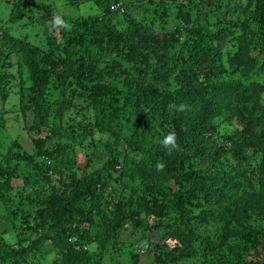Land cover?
Instances as JSON below:
<instances>
[{"label":"trees","instance_id":"obj_1","mask_svg":"<svg viewBox=\"0 0 264 264\" xmlns=\"http://www.w3.org/2000/svg\"><path fill=\"white\" fill-rule=\"evenodd\" d=\"M91 1L98 13L60 14L72 27L59 30V43L45 27V55H38V45L26 38L16 39L20 51L32 58V92L21 103L23 114L47 131L35 141L39 186L11 187L7 176L0 186L10 230L28 228L30 218L34 221V237L23 249L27 254L3 241L0 259L18 255L24 264H37L50 255V264H111V254L118 252L125 264H264V0H253L242 23L234 24L243 30L237 37L244 44L239 47L242 62L255 64L246 81L224 76L214 39L234 27L213 29L224 20L221 13L222 18L210 22L213 1L180 8L177 15L183 20L169 15L165 0L138 6L144 0H126L123 6L116 5L119 0ZM45 6L39 11L42 22L50 16ZM141 7L145 15L121 14ZM188 8L191 12L183 13ZM22 19L16 4L7 23ZM0 29L1 54L10 35ZM177 45L182 47L171 63L169 49ZM133 56L134 65L129 63ZM74 65L85 66L86 77L96 71L92 80L101 83L84 99L85 110L101 106L114 119L140 121L127 137L106 128L107 138L98 152L93 150L104 162L97 169L87 165L80 177L60 123L76 92L65 71H57ZM253 71L260 81L251 76ZM247 81L258 86V97ZM182 104L186 110L177 111ZM217 129L223 139L211 143ZM170 131L180 146L171 155L160 144ZM208 157L218 162L216 171L194 169L195 160ZM27 205L31 208L25 209ZM232 208L239 213L233 223L227 211ZM155 230L157 241L151 239ZM125 233L132 238L131 247L122 240ZM227 238L237 242V249L224 252ZM250 251L252 259L247 260Z\"/></svg>","mask_w":264,"mask_h":264},{"label":"rangeland","instance_id":"obj_2","mask_svg":"<svg viewBox=\"0 0 264 264\" xmlns=\"http://www.w3.org/2000/svg\"><path fill=\"white\" fill-rule=\"evenodd\" d=\"M125 1L126 0H119L116 5L123 6L126 3ZM146 1L147 0L139 1L136 6H138L139 3H146ZM201 1L202 0H165V5L171 17L183 20L184 18L182 15H177L179 9L188 5L191 7L192 3L200 6ZM207 1H213L214 4H216L210 19L211 23H213L212 19L221 17V13L224 15L222 24H215L213 28L219 30L232 28L235 23L240 25L254 5L253 0ZM44 3L46 5L45 9L50 10V16L46 19L47 22L41 21V14L39 12L41 4ZM16 4L22 9L24 19L15 25L8 24V15ZM135 9L132 8L128 11H124L123 9L121 14L131 15L137 13L140 16L145 15L142 11L145 12L146 10H143L142 7L138 12H135ZM140 11L141 14H139ZM187 11H190L189 8L184 9L183 13L191 12ZM95 13H98V9L91 0H0V27L10 35V38L6 40V43L1 48L2 53L0 54V170L9 173L7 175L5 172L0 171V186L4 184V180L7 177H10L9 185L11 187H20L24 183H28V185H30L29 187H31L33 182L40 181V170L38 168L40 159L36 155L38 153V148L35 141L44 138L47 131V127L40 126L38 120L31 116H25L22 111V101H25L32 92L33 72L30 66V59L32 58L28 55L27 51H20L18 46L20 43H18L17 40L26 38L28 42L38 45V55H45L48 49L45 45L46 39L43 34L45 27L52 30V36L56 38V43L61 41L60 32L51 27L49 19H52L54 15L60 14L66 16L70 15L74 18L81 15L86 17ZM193 22H195V19H192L188 25H191ZM233 30V32H223L219 37L216 36L214 43L220 45L224 76L228 78H241L246 81L245 79L249 77L246 76V74L249 72L250 68H252L251 70L255 69V64L246 66L242 62L241 50L239 47H242L244 44L238 41L237 37L243 34V30L242 27L240 29L234 27ZM181 47V45H177L175 48L169 49L170 55L168 59L171 63L177 59ZM10 48L14 51L9 50ZM248 50L252 55L257 53V50L251 51L249 48ZM135 56H133L129 62L132 63V65H134ZM140 58L142 57L136 56L135 60L141 62ZM123 60L126 59L124 58ZM45 61H47L46 58ZM124 62L125 61H123V63ZM39 65L41 68L44 67V63ZM84 67L85 66H83L82 70L76 65L71 68L68 66L65 68L59 66V68H57L58 73L65 71L67 81L71 83L72 88L75 89L76 92L69 112L62 118L60 123L62 124V135L70 148L73 156L72 161L75 162L74 171L77 173L78 177L84 173L87 169V165H89V169L92 167L97 169L99 163L104 162L102 154L97 157L96 154L93 155V150L98 152V148L101 146L100 142L105 141L107 138L106 128L115 130V132L119 133L121 136L127 137L131 135L133 131L137 130L136 126L140 124V121L131 117L127 118L128 116L118 119H114L113 116L109 117L106 113L104 114L101 106L89 111L85 110L83 106L84 99L86 97L91 98V88L96 85H101V83L92 80L93 77H96V71H91V73L89 71L91 74H89V77L84 76L85 72L88 73V70H85ZM250 74L255 80H261V78L259 79L258 76H256L257 71L250 72ZM1 76L3 77L2 81ZM246 83L253 86L251 87L252 94L254 97H258V86L252 84L250 81ZM36 126L39 128V132H37ZM221 133L222 132H219L217 129L211 138V143L222 140ZM209 135L210 133L208 136ZM5 155H7V162ZM97 159H99L100 162H98ZM217 163L218 162L215 161L213 162V157H208L203 160H195L193 162V167L201 172L208 170L214 172L219 167ZM117 171L118 168H116V173H118ZM250 176H252V173ZM35 185L39 186V182ZM5 208L6 204L0 198V243L3 241H6V243H15L14 249L19 250L22 256L26 255L27 252L23 251V249L28 248L31 238L34 237L33 229L31 228V226L34 225V221L30 218L31 224L28 228L24 227L16 231H11V223L9 224V220L5 218ZM30 208V205L25 207V209ZM232 210L227 211L230 216L232 215L231 221L233 223L239 218V213L235 210L232 212ZM227 211H223L224 215ZM17 217L19 216L17 215ZM232 223L230 224L231 226ZM155 232L151 239L157 241L160 238V233L156 230ZM129 239L132 240L126 233L123 234L122 240L131 247ZM136 239H138V236H136ZM223 242L225 247L224 252L228 250L226 249L227 247L237 249V242L234 244L233 239L227 238L224 239ZM94 249L95 248L92 247V250ZM249 253L251 254L246 256L247 260L252 259L253 252L250 251ZM17 256L18 255H16L15 258L9 256L8 260L7 257H5V261L0 259V264H24L22 256ZM48 257L45 263H35H52L54 259ZM110 262L111 264H125L124 258L121 257L118 252L111 254ZM146 262L147 261L141 260L140 264H145Z\"/></svg>","mask_w":264,"mask_h":264},{"label":"clouds","instance_id":"obj_3","mask_svg":"<svg viewBox=\"0 0 264 264\" xmlns=\"http://www.w3.org/2000/svg\"><path fill=\"white\" fill-rule=\"evenodd\" d=\"M51 27L57 31H59L60 29H64V30H71V25L68 24L60 15H54L52 17L51 20ZM1 31V29H0ZM2 34V31H1ZM0 34V35H1ZM186 110V106L185 105H180L177 108V111H185ZM160 144L162 146V148H164L167 152V154L171 155L173 151H179L180 150V146L178 144V138L175 132L170 131L161 141ZM158 169L162 170L164 167L163 163H160L157 165ZM118 168L119 172V167Z\"/></svg>","mask_w":264,"mask_h":264},{"label":"built area","instance_id":"obj_4","mask_svg":"<svg viewBox=\"0 0 264 264\" xmlns=\"http://www.w3.org/2000/svg\"><path fill=\"white\" fill-rule=\"evenodd\" d=\"M0 34H1V31H0Z\"/></svg>","mask_w":264,"mask_h":264}]
</instances>
